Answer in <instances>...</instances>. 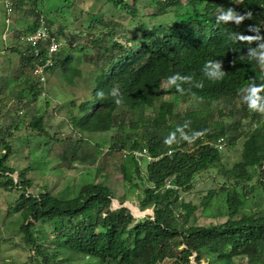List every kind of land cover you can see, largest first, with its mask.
Listing matches in <instances>:
<instances>
[{
  "label": "trees",
  "instance_id": "obj_1",
  "mask_svg": "<svg viewBox=\"0 0 264 264\" xmlns=\"http://www.w3.org/2000/svg\"><path fill=\"white\" fill-rule=\"evenodd\" d=\"M10 1L12 8L17 7L18 0ZM105 1L113 14L106 21L100 9L80 13L85 36L80 34L77 43L86 40L90 53L84 60L95 73L89 96L70 102L68 120L74 133L63 138L45 130L43 116L32 102L43 93V83L32 75L40 60L18 38L36 24L13 30L9 49L20 58L15 85L23 87L16 97L26 102H19L14 114L7 111L2 116L0 181L5 191L18 193L10 212L20 217L19 233L33 252L30 261L62 264L70 254L97 264H264V213L236 218L253 190L249 168L259 167L256 186L264 195V87L255 91V86H264V68L256 55L264 51V0ZM27 13L42 16L36 8ZM83 18L87 20L81 23ZM45 23L56 37L62 34L60 28L53 31L46 19ZM40 52L43 62V47ZM72 59L70 52L60 49L47 74L60 71L65 83L74 85L81 72ZM163 82L166 92L160 89ZM113 87L119 88V105L109 95ZM7 90L1 85L0 95ZM98 90L105 92L103 99L96 97ZM168 94L170 101L164 99ZM189 99L203 108L173 113L178 103ZM150 108L156 111L154 117L145 116ZM225 112L229 124L224 122ZM26 115L29 121L24 120ZM247 118L257 125L246 133L242 124ZM21 128L28 137L36 132L51 140L49 151L53 150L59 168L88 166L99 173L108 154L124 152L140 176L138 161H145L137 205L152 214L137 219L126 207L113 209L112 189L94 175L71 198H59L45 187L37 194L29 192L32 183L26 172L33 168L15 170L8 164L13 151L7 138ZM108 133L107 144L92 138ZM220 137L229 146L244 137L240 160L229 169L215 147ZM136 150L145 151L150 160L135 159L130 153ZM118 169L136 190L126 168ZM210 169L224 179L218 190L225 192L227 215L222 223L200 226L190 223L196 207L185 203L181 193L190 191L194 178ZM216 193L207 191L200 202L202 212ZM45 248L51 251L49 257Z\"/></svg>",
  "mask_w": 264,
  "mask_h": 264
},
{
  "label": "rangeland",
  "instance_id": "obj_2",
  "mask_svg": "<svg viewBox=\"0 0 264 264\" xmlns=\"http://www.w3.org/2000/svg\"><path fill=\"white\" fill-rule=\"evenodd\" d=\"M105 3V0H18L17 7L13 8L12 13L7 14L4 0H0V86H8V90L4 93L5 96L3 94L0 95V123L5 112L8 111L14 114V111L17 110V104L20 102L21 105H24L26 102L22 97L20 99L16 97L17 94H21L23 91L22 85H15L18 82L15 76L20 66V58L18 53L12 52L9 48L13 45V30L32 25L35 16L25 13L32 8H36L41 12L44 19L51 24L53 31L57 32L58 28L62 30V34L58 36L62 46L61 50L72 54L73 65L81 72V75L74 79V85L71 86L62 79L60 71H56L51 75L47 74L43 82V93L36 101L32 102L35 104L39 114L43 116L44 128L50 135L63 138L69 132L74 133L68 120L70 102L73 100L79 103L89 96L92 76L95 73V69L92 68L91 64L84 60V55L90 53L88 45H86L87 48L85 47L86 40H80L81 43L79 45H83L84 49L86 48L83 51L80 50L77 43L79 42L77 37L80 34H82V37L79 36L81 38L85 36L82 32V27L79 26V18L85 13H95L100 9L104 14V21L108 20L107 17L113 14L112 9L109 8L110 6ZM149 10L148 8L146 11L148 12ZM81 12H83L82 15L80 14ZM86 18L90 19L89 16H86ZM86 18H83L80 22H86ZM6 20H8V23ZM145 20L148 22V19ZM160 89H163L161 92H166L167 84L163 82ZM171 98L169 94L164 97L166 101H170ZM29 100L30 97L27 101ZM202 108L203 105L201 103L194 99H189L178 103L173 113L180 114L187 109ZM155 113L154 108H150L145 111V116L154 117ZM224 118L226 124L231 122L227 114ZM24 120L29 121V116H24ZM170 121L172 122V119ZM250 123L249 118L243 121L242 126L246 133L257 125L256 123ZM3 132L4 129L2 134ZM2 134L0 133V138ZM27 134L28 131L21 128L18 131H13L12 137L7 138V141L10 142L13 151L9 157V166L15 170H23L27 166L33 168V170L26 172V178L32 183V188L29 189V192L37 194L45 187L59 198H71L77 194L81 183L94 175L97 182H104L112 189L114 199L111 202V207L113 209L120 206L126 207L137 219L152 214L151 210L148 209L139 210L137 205L139 195L141 196V190L144 187L145 161H138L140 164V176L135 174L134 165L129 159L125 158L124 152L108 154L104 169L99 173L94 168L79 165L74 169L67 170L58 167L59 161L54 156L53 150L49 151L52 148V142L49 138L36 135V132H32L33 136L31 137H28ZM109 136L108 133L104 134L103 138L100 139H98L97 135H92V138L107 144ZM243 141L244 137L238 139L233 146L226 144L220 150L221 163L226 169L231 168L234 163L240 160ZM103 151L106 152V149ZM1 153L2 148L0 146ZM41 161L46 163L43 164ZM121 165L126 168L127 175L132 176V183L135 184L136 190L135 187L122 179L121 172L118 169ZM259 170V167L248 169L249 174L253 178L249 184L253 185V190L251 194L247 195L236 218L243 214L257 216L264 213V195L261 189L256 186V175ZM12 177L14 181H17L15 173ZM223 180L216 169H210L194 178L190 191L181 193V198L185 203L189 202L196 207L190 217V223L206 226L225 221L227 215L223 200L225 192L218 190L224 182ZM211 189L217 191L216 197L210 202L208 210L202 212L200 202L207 191ZM17 195L18 193L5 191L3 182L0 181V264H43L40 260L37 263L30 261L33 257V252L24 244L22 235L19 233L20 217L10 212ZM43 226L48 228L46 223H43ZM44 253L49 257L51 251L45 248ZM91 262L92 264H97L89 259L69 254V256H66V260L62 261V264H91Z\"/></svg>",
  "mask_w": 264,
  "mask_h": 264
},
{
  "label": "built area",
  "instance_id": "obj_3",
  "mask_svg": "<svg viewBox=\"0 0 264 264\" xmlns=\"http://www.w3.org/2000/svg\"><path fill=\"white\" fill-rule=\"evenodd\" d=\"M4 5L6 8V13L10 14L13 12V8L10 0H4ZM8 23V20H6ZM34 24H36L34 29L29 30L25 34L18 38L19 43L24 45H29L33 49V55L39 58L40 63H38L32 70V75L38 78L42 83L45 81L47 76V69L53 66L54 56L62 48L59 38L51 33L48 26L45 23V19L42 16L35 17ZM40 47H43L46 52V57L44 61H41ZM22 113V112H20ZM226 142L223 137H220L215 142V147L218 150H222L225 147ZM127 153H125L126 155ZM135 159L146 158L150 160V156L145 151H132L130 153Z\"/></svg>",
  "mask_w": 264,
  "mask_h": 264
},
{
  "label": "clouds",
  "instance_id": "obj_4",
  "mask_svg": "<svg viewBox=\"0 0 264 264\" xmlns=\"http://www.w3.org/2000/svg\"><path fill=\"white\" fill-rule=\"evenodd\" d=\"M230 18V16H226L225 19H228ZM236 19H239V17H237ZM257 57H258V60H257V63L262 67L264 68V51H261V52H258L256 53ZM214 67L218 68L219 65H214ZM221 75H223V73H221ZM170 82H172L170 80ZM252 87V86H251ZM259 87H264V86H255V91L258 90ZM109 95H111L112 97L115 98V104L119 105L121 103V99L119 97V88L117 87H113L109 90ZM96 97L98 99H103L105 97V92L103 90H98L96 92Z\"/></svg>",
  "mask_w": 264,
  "mask_h": 264
}]
</instances>
